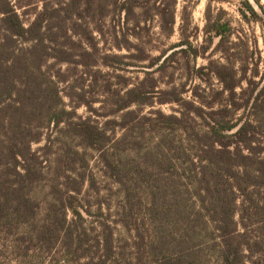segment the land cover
I'll return each instance as SVG.
<instances>
[{
	"label": "trees",
	"instance_id": "trees-1",
	"mask_svg": "<svg viewBox=\"0 0 264 264\" xmlns=\"http://www.w3.org/2000/svg\"><path fill=\"white\" fill-rule=\"evenodd\" d=\"M254 1L242 14L263 22ZM151 4L0 0V264H264L262 53L218 21L220 59L199 66L192 43L154 55ZM85 13H124L128 54H102ZM64 66L138 76L101 109L80 95V116Z\"/></svg>",
	"mask_w": 264,
	"mask_h": 264
},
{
	"label": "rangeland",
	"instance_id": "rangeland-1",
	"mask_svg": "<svg viewBox=\"0 0 264 264\" xmlns=\"http://www.w3.org/2000/svg\"><path fill=\"white\" fill-rule=\"evenodd\" d=\"M249 1L258 8L254 0ZM260 1L264 7V0ZM151 3L156 11H154V17L148 22L147 28L142 33L147 41L154 38L155 43L149 44L154 55H158L162 49H171L179 43L183 44L182 47H187L189 43H192L201 51V56L197 60L199 66L207 64L208 58L220 59L222 55L214 52L219 39L216 37L213 41L210 40L207 30L214 31L215 24L218 21L220 23L230 22L234 30L232 40L240 41L238 38L240 35L246 38L245 42H247V39L249 40L250 47L255 48L256 45L259 47L263 56L260 68L261 74L257 77V80H260L264 73V25L262 24L264 23V14L261 13L263 22L247 21L242 14V11L248 10L246 0H151ZM258 10L260 12L259 8ZM19 11L22 14L25 12L24 9H19ZM164 12L167 14L164 15ZM23 15L27 23L31 21L29 15ZM87 17L88 14L85 13V19H82V21L89 25L90 32L94 33L102 54H128L126 49L120 50L117 47L119 41H124L129 37L135 41V38L131 36V33H134L133 29L127 28L125 25L124 13L117 16H108L98 23H90L86 19ZM173 17L175 22L172 26L171 36H166L162 33V23L168 27V31H171V20ZM98 29H102V32ZM77 39L76 37V41ZM65 68L66 66H64V70H67L66 75H69V81L61 84L62 94L65 96V101L69 106H77L80 103L77 108V113L80 116H88L90 114L88 107L83 103L81 104L80 95L93 101L95 108L101 109L104 107L102 101L106 97L107 99L110 98L111 95L109 94L119 87L116 84L121 80L118 77L119 75L130 77L132 80H135L138 76V73L133 70L134 67H130V70L125 71H115L105 67L101 68L102 72L92 70L89 73L82 67ZM139 73L143 77V74ZM179 73L177 72L175 77L178 82H180L178 79ZM165 81H168V78H165ZM109 83L112 87L110 93L106 92V85H109ZM197 83H200L199 80H197ZM262 84L260 87L263 86ZM68 93H71L73 97L66 96ZM161 107L164 111L171 112L172 107L175 106L168 104Z\"/></svg>",
	"mask_w": 264,
	"mask_h": 264
}]
</instances>
